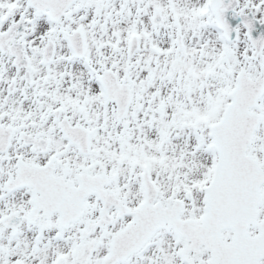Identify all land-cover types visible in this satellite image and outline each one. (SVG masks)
I'll return each mask as SVG.
<instances>
[{
	"label": "snow or ice",
	"instance_id": "1",
	"mask_svg": "<svg viewBox=\"0 0 264 264\" xmlns=\"http://www.w3.org/2000/svg\"><path fill=\"white\" fill-rule=\"evenodd\" d=\"M0 264H264V0H0Z\"/></svg>",
	"mask_w": 264,
	"mask_h": 264
}]
</instances>
